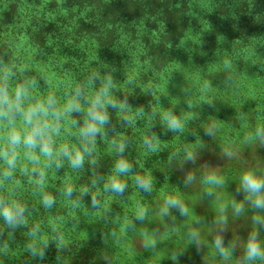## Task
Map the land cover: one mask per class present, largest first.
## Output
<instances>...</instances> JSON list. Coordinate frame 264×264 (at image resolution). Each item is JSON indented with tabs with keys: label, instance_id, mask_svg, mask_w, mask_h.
Segmentation results:
<instances>
[{
	"label": "trees",
	"instance_id": "1",
	"mask_svg": "<svg viewBox=\"0 0 264 264\" xmlns=\"http://www.w3.org/2000/svg\"><path fill=\"white\" fill-rule=\"evenodd\" d=\"M4 85L12 98L17 86L27 89L23 109L53 97L61 115L44 118L55 126L51 159L37 148L39 163L29 161L23 144L14 169L0 159V197L25 207L15 228L0 217V264H159L150 243L155 232L157 248L171 240L176 229L164 224L180 215L174 207L162 211L169 198L181 202L204 174L264 175V0H0ZM97 95L108 122L84 138ZM70 102L80 111H66ZM169 114L180 128H169ZM14 125L27 128L18 112ZM10 130L0 121V147L7 148ZM64 145L84 155L83 167L58 155ZM120 159L131 171L116 172ZM112 176L126 184L123 193L105 190ZM137 177L150 182L148 191ZM45 195L54 198L51 208ZM242 205L228 218L227 226L242 224L231 238L257 231L254 218L263 210L246 199ZM30 244L44 256L32 255ZM246 244L241 264H264L244 260ZM235 248L227 259L218 251L216 264H236Z\"/></svg>",
	"mask_w": 264,
	"mask_h": 264
},
{
	"label": "clouds",
	"instance_id": "2",
	"mask_svg": "<svg viewBox=\"0 0 264 264\" xmlns=\"http://www.w3.org/2000/svg\"><path fill=\"white\" fill-rule=\"evenodd\" d=\"M109 83L111 80L109 79ZM104 94L107 93V88L102 89ZM79 94V92L77 93ZM27 95V89L24 86H17L15 90L14 98L9 96L7 86H0V121L7 120L9 125H11V130L6 137L7 140V148L0 147V159L6 163L9 170L14 169L17 161V152L16 149L21 144L28 149L26 152V156L29 161L33 163H39L40 157L36 155L35 150L38 148L40 154L44 157L51 159L53 157L54 149L52 147L51 140V131L54 129V124L50 123L47 119H44L51 115L55 118V120H59L61 113L54 109V98L49 97L47 106L43 103H38L36 105H30L26 110L22 108L21 101L22 98ZM109 103H112L111 101ZM115 107V104L112 105ZM104 105L101 102L100 95H97L96 99L93 101L92 107L88 111L89 121L85 123V126L80 129V134L84 138L95 137L96 134L100 131L97 127V124L103 125L108 122V115L106 111H100ZM66 111H80V105L76 102H70L67 105ZM20 113L23 117L24 123L27 128L23 131V133L15 128L14 125V116L15 113ZM168 124L170 129H178L181 127L180 122L172 117L170 114L167 117ZM58 131V128L55 129ZM209 134H211V129H209ZM258 135L264 139V131L258 130ZM124 144H120L119 151L122 153L124 151ZM88 149L85 148V152ZM58 155L66 157L71 167L73 168H81L84 164V155L79 151H72L69 149L67 145L62 146L59 149ZM226 155L231 156V153H226ZM191 159V156H189ZM57 168L61 167V163L57 160L56 163ZM115 170L118 174H124L131 171V165L123 159H120L115 164ZM36 171V169H33ZM12 173L11 171L6 170L4 172V176L8 177ZM44 173L40 172V181L42 186ZM193 177L189 174L187 176V180H191ZM138 185L143 188L145 191L150 189V182L148 180L137 177ZM207 181L209 183H214L217 185L223 184V180L218 178L215 175H211L207 177ZM106 191H112L117 193H123L126 184L121 182L117 176H112L109 178L108 183L104 185ZM243 191L245 195V199L250 201L253 208L264 210V178L257 177L251 171H245L240 178V188L237 191ZM67 194L70 196L72 194V189H66ZM43 204L47 208H51L54 204V198L51 195H45L43 197ZM93 206H96L97 201L95 197L92 199ZM166 207L162 209L164 213L168 212L169 207L177 208L180 213L183 215L186 213L187 209L181 205L180 201L177 199L169 198L166 201ZM235 211L237 214L243 211V205L235 206ZM25 212V207L21 204L13 201L11 203H7L2 197H0V217H3L5 223L12 228H15L18 224L23 221V215ZM144 211L141 210L137 219H143ZM254 221L258 224L264 223L260 217H255ZM224 221L222 220L221 223ZM193 238H197L198 234L196 232H192L190 234ZM199 240L197 239V244ZM216 248L219 250L221 256L228 258L230 255L229 248H233V245H229V248L224 247L223 238L217 236L215 238ZM45 246H47L45 244ZM29 250L34 256H44L43 249H37L34 244H30ZM257 258L264 260V248L261 247L260 242L258 241V233L252 232L248 236L247 244L245 246V261H252Z\"/></svg>",
	"mask_w": 264,
	"mask_h": 264
},
{
	"label": "rangeland",
	"instance_id": "3",
	"mask_svg": "<svg viewBox=\"0 0 264 264\" xmlns=\"http://www.w3.org/2000/svg\"><path fill=\"white\" fill-rule=\"evenodd\" d=\"M211 175L204 174L189 185L180 202L187 209L186 213L182 215L178 210L180 215L170 217L165 222V227L176 229L172 233L171 240L157 248V242H161L162 239L157 237L156 241L155 236L158 232H155L156 235L150 243V255L152 256L150 258L158 261L159 264H216L219 251L215 245L216 232L217 236L223 238V242L227 239L234 244L236 264H241L243 255L241 247L247 242L244 240H248L249 234L243 229V233L238 232L234 238H231V233L236 227L241 228L242 224L237 226L233 223L227 226L228 218L236 213L233 212L235 206L245 201L246 194L242 190L237 191L240 188L241 175L224 178L221 174H217L215 176L223 180V184L220 185L207 181V177ZM255 175L264 178V175L262 176L259 172ZM257 217L264 220V210ZM222 220L223 223H221ZM258 231L259 234L264 233V223L258 225L256 232ZM192 232H196L198 237L193 238L190 235ZM226 233L230 236H224ZM91 234L92 228L88 227L86 235L89 237ZM140 247L143 248L144 245ZM145 251H149V243Z\"/></svg>",
	"mask_w": 264,
	"mask_h": 264
}]
</instances>
